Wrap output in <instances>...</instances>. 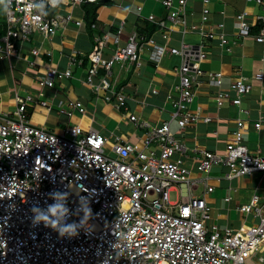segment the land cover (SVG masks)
Listing matches in <instances>:
<instances>
[{
	"label": "built area",
	"instance_id": "obj_1",
	"mask_svg": "<svg viewBox=\"0 0 264 264\" xmlns=\"http://www.w3.org/2000/svg\"><path fill=\"white\" fill-rule=\"evenodd\" d=\"M95 1L3 0L5 27L0 35V58L18 55L21 43L30 42L34 33L51 37L70 23L80 26L82 20L74 19L71 13L62 14L60 9ZM246 1L263 4L262 0ZM202 3L197 27L189 26L192 13L188 0H161L169 11L166 20L157 21L151 15L148 19L161 30L177 25L227 45L223 33L202 29L210 20L208 0ZM246 17L245 12L236 15L239 37L251 35ZM260 20L262 26L252 37L264 46V16ZM215 27L222 30L224 23ZM96 39L88 54L91 64L87 78L81 81L124 112L128 110L127 96L122 90H114L110 82L115 64L141 66L146 47L154 63L166 49L180 58L175 86L178 94L167 95L172 105L169 119L153 126L130 114L128 120L135 128L146 130L138 148L116 134L106 137L93 127L82 132L78 125L68 126L54 133L30 122V110L46 108L48 101L41 94L22 96L15 90L12 115H0V264H264V203L259 194L236 206L240 213L257 218L256 223L240 229L209 223L210 207L205 198L214 189L208 175L215 166H226L228 179L255 173L264 176V155L251 154L244 142L245 123L236 120L232 139L223 152L189 147L170 128L171 121L182 131L212 120L201 115L199 107H190L200 76H208L216 87L222 83L221 72L201 69L200 63L206 58L202 45L184 43L166 48L133 32L123 45L117 35V47L105 59L102 54L109 36ZM30 51L39 55L38 48ZM81 63L73 51L68 55L67 68L48 66L44 74L36 75V84L55 90L57 82L72 78V66ZM99 67L104 74L95 81ZM253 78L262 80L263 74ZM250 88L248 78L237 75L234 94L220 90L215 104L221 107L228 101L239 106ZM67 107L60 111L69 116L72 109L85 112L79 99L69 100ZM254 127L259 129L260 121ZM188 161L194 165L189 166Z\"/></svg>",
	"mask_w": 264,
	"mask_h": 264
},
{
	"label": "crops",
	"instance_id": "obj_2",
	"mask_svg": "<svg viewBox=\"0 0 264 264\" xmlns=\"http://www.w3.org/2000/svg\"><path fill=\"white\" fill-rule=\"evenodd\" d=\"M107 1L110 3L104 2L97 11L94 30L86 27L82 4L64 6L60 12L71 13L74 19L82 20L80 26L70 23L66 28L58 29L51 37L34 33L30 42L21 43L18 55L0 58V115H12L16 106L15 90L22 96L30 93L34 96L41 94V97L48 101V106L30 108V122L33 125L54 133H59L68 126L78 125L82 132L93 127L106 137L116 134L138 148L146 130L136 129L128 120V116L134 114L153 126L169 119L172 105L167 95L178 94L175 86L179 82L177 68L180 58L166 49L160 62L154 63L149 60V47H146L141 53V66L137 67L128 62L115 64L112 67L110 82L114 90H122L126 94V112L116 109L112 100L108 101L102 93L95 92L81 81L87 78L91 64L88 54L96 44L97 36H109L102 54L103 58L109 59L117 47V35L123 45L128 35L136 32L146 38H152L158 45H165L166 48L179 47L184 43L202 45L206 58L200 63L201 69L205 72L222 73L220 87L210 84L208 76H200V83L195 89V96L190 105L192 109L199 107L201 115L212 119L210 123L199 122L180 131L177 123L171 121V130L186 145L223 152L225 144L232 139L236 120H241L246 126L244 142L249 152L264 155V46L256 43L252 37L258 32L260 18L264 16V0L263 4L246 0H208L210 20L207 24H202V29L223 33L228 40L225 46H221L218 39H203L199 32L189 28L184 31L181 26L171 25L168 29H159L157 23L150 21L148 17L151 15L157 21L166 20L169 11L161 4V0ZM202 6V0H188V10L192 13L188 17L189 26L197 27L200 24L199 14ZM242 12L246 13L251 26V35L246 37H239L235 26L236 15ZM218 22L224 23L222 30L215 27ZM4 27L2 0L0 35L4 32ZM32 48H38V56L31 53ZM73 51L82 63L72 66V78L57 82L55 90L40 88L36 84V75L44 74L48 66L67 68L68 55ZM258 73L263 74L262 80L253 78ZM103 74L104 69L99 67L95 81ZM237 75L248 78L251 88L242 96L239 106L227 101L217 107L215 98L220 90L234 94L232 86ZM152 90H155V93ZM76 99L83 103V114L75 109H72L71 116L60 111L61 108L67 110L69 100ZM257 121H260L259 129L254 127ZM109 142L112 143L113 138L110 137ZM188 165L194 164L188 161ZM228 172L229 169L223 165L215 166L209 172L208 183L214 188L205 196L210 207L209 223L240 229L256 223L257 218L240 213L236 206L247 203L254 193L259 194L261 203H264V176L255 173L228 179ZM193 174L198 175L196 172ZM227 197L231 199L226 200Z\"/></svg>",
	"mask_w": 264,
	"mask_h": 264
},
{
	"label": "trees",
	"instance_id": "obj_3",
	"mask_svg": "<svg viewBox=\"0 0 264 264\" xmlns=\"http://www.w3.org/2000/svg\"><path fill=\"white\" fill-rule=\"evenodd\" d=\"M107 3L109 4L110 2L107 0H97L95 2L92 3H83L82 4V10L84 12V22L86 24V27L88 29H92L95 21H96V17H97V11L98 9L101 7V5L103 3ZM262 26V22H260L259 27ZM94 30V28H93Z\"/></svg>",
	"mask_w": 264,
	"mask_h": 264
},
{
	"label": "rangeland",
	"instance_id": "obj_4",
	"mask_svg": "<svg viewBox=\"0 0 264 264\" xmlns=\"http://www.w3.org/2000/svg\"><path fill=\"white\" fill-rule=\"evenodd\" d=\"M1 1H2V0H0V4H1ZM2 17H3V16H2ZM30 94H31V93H30ZM31 95H32V94H31ZM33 96H34V95H33ZM200 189H201V190H200ZM200 191H202V188H201V187L199 188V191H198L197 193H199ZM171 197H172V199H174V194H173V193L171 194Z\"/></svg>",
	"mask_w": 264,
	"mask_h": 264
},
{
	"label": "clouds",
	"instance_id": "obj_5",
	"mask_svg": "<svg viewBox=\"0 0 264 264\" xmlns=\"http://www.w3.org/2000/svg\"><path fill=\"white\" fill-rule=\"evenodd\" d=\"M173 55V54H172ZM160 62V61H159Z\"/></svg>",
	"mask_w": 264,
	"mask_h": 264
}]
</instances>
